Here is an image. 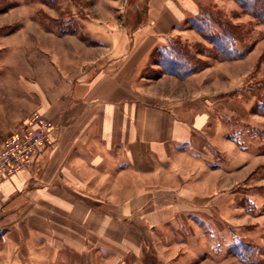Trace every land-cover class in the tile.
Here are the masks:
<instances>
[{"label": "crops", "instance_id": "obj_1", "mask_svg": "<svg viewBox=\"0 0 264 264\" xmlns=\"http://www.w3.org/2000/svg\"><path fill=\"white\" fill-rule=\"evenodd\" d=\"M99 1L89 39L0 34L12 69L0 78V149L35 111L58 126L32 167L0 179V264H192L204 247L196 226L214 222L229 187V163L213 161L235 144L227 122L195 100L169 103L142 73L208 0H144L134 23L127 0Z\"/></svg>", "mask_w": 264, "mask_h": 264}, {"label": "rangeland", "instance_id": "obj_2", "mask_svg": "<svg viewBox=\"0 0 264 264\" xmlns=\"http://www.w3.org/2000/svg\"><path fill=\"white\" fill-rule=\"evenodd\" d=\"M144 2H125L129 23L142 19ZM99 5V0H0V14L7 19L0 34L21 31L28 36L30 28L37 27L38 32L42 29L59 35L80 30L89 39L92 35L86 26L98 15ZM201 8L206 16L212 14L204 32L193 27L204 16L198 11L195 22L186 21L180 26L182 32H174L153 51L142 73L156 83L157 89L175 98L169 103L195 100L194 106L211 107L216 120L227 122L224 133L235 140L231 146L224 145V153L215 147L214 167L223 159L229 163L222 176L224 187L226 183L229 187L215 196L218 210H214V222L196 226L204 249L190 262L200 263L206 256L207 264H264V115L260 114L264 112V23L235 0H208ZM222 24L239 26L241 34L228 39L234 59H223L212 43L221 36ZM176 48L183 55L170 66L169 52ZM23 53L29 54V50ZM8 55L7 49L0 53V78L12 74L11 67L3 65ZM20 69L28 81L29 65L21 62ZM192 74L193 78L187 79ZM163 77L165 80L160 82Z\"/></svg>", "mask_w": 264, "mask_h": 264}, {"label": "built area", "instance_id": "obj_3", "mask_svg": "<svg viewBox=\"0 0 264 264\" xmlns=\"http://www.w3.org/2000/svg\"><path fill=\"white\" fill-rule=\"evenodd\" d=\"M58 126L41 112H33L7 136L0 149V179L35 164L37 157L50 149Z\"/></svg>", "mask_w": 264, "mask_h": 264}, {"label": "trees", "instance_id": "obj_4", "mask_svg": "<svg viewBox=\"0 0 264 264\" xmlns=\"http://www.w3.org/2000/svg\"><path fill=\"white\" fill-rule=\"evenodd\" d=\"M235 1L243 10H245L253 18L259 20L261 23H264V0H235ZM201 7L199 9V11H200L199 14H203L204 16L199 19L198 25L194 24V26H193L200 33L204 32V27L205 28L208 27L207 26L208 18L212 17V14H210L209 16H206V13H203L204 9ZM195 18L196 17H192L189 20L195 22L194 21ZM238 27H239L238 25L228 26L226 24L225 25L222 24L220 26L221 32H222L221 36L212 39V43L215 44L217 50L219 51V53L223 59H234V58H236V56L234 55V49L230 46L228 39L230 37H233V35L238 36L241 34V32L238 30ZM181 51H182L181 49L176 48L172 52H169V57H170L171 61L168 64L170 66L174 65L173 61L177 56L183 55V51L182 52ZM252 110L255 111L254 107ZM255 112L258 113V111H255ZM260 114L264 115V112L263 113L260 112Z\"/></svg>", "mask_w": 264, "mask_h": 264}, {"label": "bare ground", "instance_id": "obj_5", "mask_svg": "<svg viewBox=\"0 0 264 264\" xmlns=\"http://www.w3.org/2000/svg\"><path fill=\"white\" fill-rule=\"evenodd\" d=\"M83 39V38H82Z\"/></svg>", "mask_w": 264, "mask_h": 264}]
</instances>
